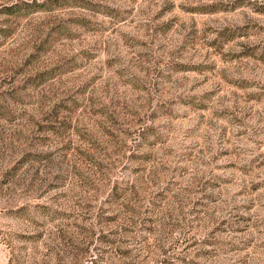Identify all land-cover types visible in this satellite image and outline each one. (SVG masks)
<instances>
[{"label": "rangeland", "instance_id": "1", "mask_svg": "<svg viewBox=\"0 0 264 264\" xmlns=\"http://www.w3.org/2000/svg\"><path fill=\"white\" fill-rule=\"evenodd\" d=\"M169 222L264 264V0H0V264H162Z\"/></svg>", "mask_w": 264, "mask_h": 264}, {"label": "trees", "instance_id": "2", "mask_svg": "<svg viewBox=\"0 0 264 264\" xmlns=\"http://www.w3.org/2000/svg\"><path fill=\"white\" fill-rule=\"evenodd\" d=\"M173 223H168L164 228V231L161 233V237L159 238L160 242L157 245L159 253L158 260H161L162 264H174L173 259L176 258V250L179 248V239L177 237H172ZM157 230V228H155ZM175 238V239H174ZM185 240H189L188 238H184ZM188 255L185 257H177L180 260H184L186 264H202L198 261L187 259Z\"/></svg>", "mask_w": 264, "mask_h": 264}]
</instances>
